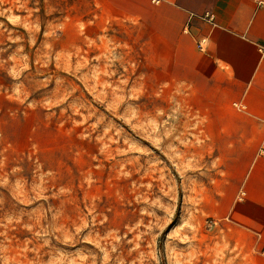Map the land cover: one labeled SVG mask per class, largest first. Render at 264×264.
<instances>
[{
    "label": "rangeland",
    "instance_id": "rangeland-1",
    "mask_svg": "<svg viewBox=\"0 0 264 264\" xmlns=\"http://www.w3.org/2000/svg\"><path fill=\"white\" fill-rule=\"evenodd\" d=\"M86 13L0 0V264H232L140 28Z\"/></svg>",
    "mask_w": 264,
    "mask_h": 264
},
{
    "label": "crops",
    "instance_id": "crops-1",
    "mask_svg": "<svg viewBox=\"0 0 264 264\" xmlns=\"http://www.w3.org/2000/svg\"><path fill=\"white\" fill-rule=\"evenodd\" d=\"M81 11L83 25L140 28L158 90L173 91L175 121L210 160L197 202L220 248L232 264L264 251V0H80Z\"/></svg>",
    "mask_w": 264,
    "mask_h": 264
},
{
    "label": "built area",
    "instance_id": "built-area-1",
    "mask_svg": "<svg viewBox=\"0 0 264 264\" xmlns=\"http://www.w3.org/2000/svg\"><path fill=\"white\" fill-rule=\"evenodd\" d=\"M205 18L208 19L209 21H212V20H213V16L210 15V14H207V15L205 16ZM261 52H262V54L264 55V47L261 48ZM242 197H244V194H242Z\"/></svg>",
    "mask_w": 264,
    "mask_h": 264
}]
</instances>
